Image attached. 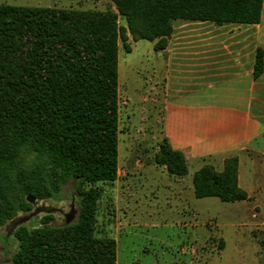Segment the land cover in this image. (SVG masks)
I'll return each instance as SVG.
<instances>
[{"label": "trees", "instance_id": "obj_1", "mask_svg": "<svg viewBox=\"0 0 264 264\" xmlns=\"http://www.w3.org/2000/svg\"><path fill=\"white\" fill-rule=\"evenodd\" d=\"M116 11L0 4V228L29 212L32 195L57 199L72 183L77 218L19 225L16 246L0 264H115L111 238H96L97 191L85 184L118 176V51L134 41L164 49L174 19L258 23L262 0H111ZM124 16L126 27L118 23ZM264 68L258 49L254 75ZM156 163L174 176L188 172L183 153L164 139ZM196 197L236 201V164L193 174Z\"/></svg>", "mask_w": 264, "mask_h": 264}, {"label": "rangeland", "instance_id": "obj_2", "mask_svg": "<svg viewBox=\"0 0 264 264\" xmlns=\"http://www.w3.org/2000/svg\"><path fill=\"white\" fill-rule=\"evenodd\" d=\"M0 4L116 11L111 0H0ZM118 23L126 27L125 17L118 16ZM127 34L131 51L121 40L118 43V176L113 182L85 184V189L97 191L95 237L114 240L115 264H264V134L254 146L235 154L191 162L184 179L170 174L156 163L164 140L159 52L152 41H134ZM257 96L251 109L264 132V89ZM200 164L216 171L236 164L237 184L246 197L232 202L196 197L186 182ZM72 203L74 221L78 195L68 183L57 199L40 200L31 211L40 205L56 208L52 223L61 224ZM45 213L25 223L38 225ZM7 229L0 228V262L8 260L16 246L13 233L5 238Z\"/></svg>", "mask_w": 264, "mask_h": 264}, {"label": "crops", "instance_id": "obj_3", "mask_svg": "<svg viewBox=\"0 0 264 264\" xmlns=\"http://www.w3.org/2000/svg\"><path fill=\"white\" fill-rule=\"evenodd\" d=\"M258 49L264 64V0L258 23L173 20L166 47L157 50L161 134L183 153L186 175L191 162L235 154L264 134L251 109L264 89V68L254 75ZM201 165L185 181L192 192V177ZM239 184L244 187L240 172Z\"/></svg>", "mask_w": 264, "mask_h": 264}, {"label": "water", "instance_id": "obj_4", "mask_svg": "<svg viewBox=\"0 0 264 264\" xmlns=\"http://www.w3.org/2000/svg\"><path fill=\"white\" fill-rule=\"evenodd\" d=\"M26 199H27L28 202H30L32 204L36 203V199L30 194L26 196ZM58 210L61 211V209H58ZM54 211H56V208H53V207H50V206L40 205V206H36L34 208V210L29 212L28 214L16 216L15 218L11 219L8 222V224H7L8 229H7L5 238L7 239L9 237V235L11 233H13L14 230L19 225H21L24 222L28 221L31 217L35 216L39 212H47V213H49V212H54ZM75 215H76V209L74 208L73 203H72L71 206H70V210L68 212L64 213L65 222L66 223L72 222V220L75 218Z\"/></svg>", "mask_w": 264, "mask_h": 264}]
</instances>
